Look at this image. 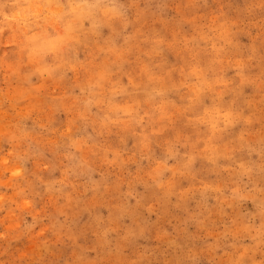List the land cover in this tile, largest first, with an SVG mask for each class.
I'll list each match as a JSON object with an SVG mask.
<instances>
[{
	"label": "rangeland",
	"instance_id": "rangeland-1",
	"mask_svg": "<svg viewBox=\"0 0 264 264\" xmlns=\"http://www.w3.org/2000/svg\"><path fill=\"white\" fill-rule=\"evenodd\" d=\"M72 2L79 0H14L0 15V261L69 264L87 259L88 245L131 231L143 241L140 251L168 259L264 258L261 0H159L164 7L149 6L127 37L107 25L95 29L70 53L81 62L126 60L134 45L137 54L151 51L143 36L162 41L158 55L143 57L154 100L134 109L123 93L115 96V107L134 118L105 130L73 122L77 76L48 74L72 31L57 4ZM38 12L54 21L47 35L27 22ZM80 23L73 14V26ZM52 31L64 38L55 50ZM21 39L32 42L31 60Z\"/></svg>",
	"mask_w": 264,
	"mask_h": 264
},
{
	"label": "clouds",
	"instance_id": "clouds-1",
	"mask_svg": "<svg viewBox=\"0 0 264 264\" xmlns=\"http://www.w3.org/2000/svg\"><path fill=\"white\" fill-rule=\"evenodd\" d=\"M13 3L14 0H0V15H3L4 10ZM149 6L153 10L164 7L159 0H150V2H145V0H79V2L67 4L68 11L65 15L72 31L66 43L57 50L56 59L52 61L53 66L48 74L54 80L62 73L77 76L69 103L74 123L83 121L89 123L93 129L101 130H105L112 123L127 125L134 118L133 113L123 108H116L115 96L123 93L133 102L134 109H139L140 104L154 100L155 97L149 89L153 88L155 81L154 78L149 77L143 57L158 55L159 51H162L159 48L162 41L139 33L143 36V45L152 46L151 51L137 54V46L134 45L129 49V56L126 60L121 57L93 55L92 59L86 57L85 61L81 62L78 56L70 54L72 50L88 41L91 35L95 34V29L105 25L111 27L115 35L127 37L129 33L143 25L144 12ZM260 8L264 11V0H261ZM73 14L81 21L78 26L72 24ZM19 15L20 13H16L12 19H17ZM4 18L8 19V17ZM84 20L90 22L92 26L90 29L83 28ZM195 44L196 42L193 41V45ZM19 46L21 52L27 54L31 60L32 42L21 39ZM130 80L135 86H129ZM142 95H147L148 100H143ZM136 115H139V112ZM71 147L77 148L78 146L72 144ZM15 151L16 148L7 154L10 159L13 158ZM70 162L74 163V161ZM86 163L87 161L84 162L85 165ZM14 166L20 165H16L14 161ZM260 198L261 193L258 197L260 219L258 234L260 244L264 246V210L260 207ZM142 246L143 241L138 238L135 231H131L125 234L120 241H116L115 238L100 239L95 248L88 245V258L75 262L70 261L69 264H199V262L185 258L168 259L166 256L162 257L159 251L148 249L140 251ZM92 251L96 252V258L91 257ZM170 255L171 253H167V256ZM261 255L264 256V247L261 248ZM0 264H6V262L0 261ZM227 264H264V258L250 261L241 255L240 258L232 259Z\"/></svg>",
	"mask_w": 264,
	"mask_h": 264
},
{
	"label": "snow or ice",
	"instance_id": "snow-or-ice-1",
	"mask_svg": "<svg viewBox=\"0 0 264 264\" xmlns=\"http://www.w3.org/2000/svg\"><path fill=\"white\" fill-rule=\"evenodd\" d=\"M38 8H47L50 7V5H43V4H37ZM57 7H64L66 8L67 5L57 4ZM28 23H34L35 28L39 29L41 32L45 33L46 35L49 34V29L51 28V25L54 23V21L48 17L47 15H44L43 13H36V20L35 21H27ZM51 36L53 37V50H55V42L59 41L61 39H64L57 35L56 32L52 31ZM67 38V33L66 37ZM195 59V57H193ZM129 86H135L132 84V81H129ZM193 99H196V97H193ZM191 162H185V167H190ZM260 173L262 177V185H261V198H260V207L262 210H264V144H262L261 148V167H260ZM164 179H168V177H164ZM237 198L234 196V199Z\"/></svg>",
	"mask_w": 264,
	"mask_h": 264
}]
</instances>
